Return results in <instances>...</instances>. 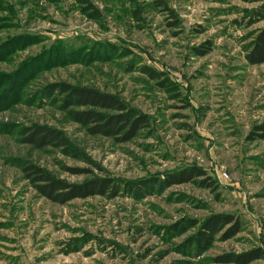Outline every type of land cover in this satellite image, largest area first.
<instances>
[{"label":"rangeland","instance_id":"1","mask_svg":"<svg viewBox=\"0 0 264 264\" xmlns=\"http://www.w3.org/2000/svg\"><path fill=\"white\" fill-rule=\"evenodd\" d=\"M263 4L0 0V264H237L215 258L253 249L262 256L249 264H264V63L247 59ZM59 83L112 93L150 125L130 141L91 135L46 97ZM33 125L59 129L76 154L23 142ZM23 162L71 183L110 177L123 187L59 203ZM191 165L215 184L144 195L126 186ZM222 213L239 231L226 236L228 224L200 247L202 222Z\"/></svg>","mask_w":264,"mask_h":264},{"label":"trees","instance_id":"2","mask_svg":"<svg viewBox=\"0 0 264 264\" xmlns=\"http://www.w3.org/2000/svg\"><path fill=\"white\" fill-rule=\"evenodd\" d=\"M84 1L88 3V0ZM253 14L254 18H264V4L255 9ZM200 50V54L206 52V49ZM247 59L252 64L264 63V28L260 30L251 43ZM144 71L151 74V76H158L157 73L146 67ZM52 96L56 103H60L68 118L82 125L91 135H103L118 141H130L150 125L148 114L129 106L120 97L99 89L59 83L50 85L47 89L46 97L51 99ZM262 128L264 130V127ZM21 135L24 136L23 142L32 144L34 147L42 149L52 146L62 150L66 149L70 154H76L74 153L76 150L74 151L71 148L69 140L59 129L47 125H33L21 129ZM262 136H264V133ZM21 166L26 177L34 184L40 194L59 203L93 195L117 194L123 187V181L110 177H98L82 183H71L54 177L32 163L23 162ZM186 182L198 183L204 187H212L215 184V180L207 175L205 169L197 165H191L170 172L164 177H153L150 180H142L140 183L129 182L126 183V186L128 188H135L136 186L137 190L144 195L152 193L154 186H158L160 190H163L173 184ZM228 224H231V227L226 236L231 237L239 231L240 220L231 214H214L202 222L193 241L206 249L211 246L215 235ZM194 225H196V221H192L189 226ZM183 228H188V226ZM261 256L260 249H253L240 254H223L216 257L215 261L219 263L249 264Z\"/></svg>","mask_w":264,"mask_h":264}]
</instances>
